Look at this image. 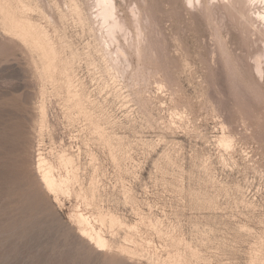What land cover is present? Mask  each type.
<instances>
[{"label": "rangeland", "instance_id": "374dc122", "mask_svg": "<svg viewBox=\"0 0 264 264\" xmlns=\"http://www.w3.org/2000/svg\"><path fill=\"white\" fill-rule=\"evenodd\" d=\"M92 1H25L69 60L72 89L56 72L41 82L36 51L0 23V264H153L171 253L180 264H264V0H115L126 32L118 63L103 52ZM80 93L82 110L71 103ZM42 105L44 154H76L70 196L94 193L93 210L69 194L56 207L35 182ZM77 209L136 225L112 240L137 239L145 258L90 249L70 221Z\"/></svg>", "mask_w": 264, "mask_h": 264}, {"label": "bare ground", "instance_id": "6f19581e", "mask_svg": "<svg viewBox=\"0 0 264 264\" xmlns=\"http://www.w3.org/2000/svg\"><path fill=\"white\" fill-rule=\"evenodd\" d=\"M26 0H0V23L5 27V29L16 39L20 40L21 43H23V45L25 47H23V49L25 48L26 50L29 48L33 49L34 51H36L37 54V63L39 62L40 66H41V70L39 72V80L45 81L47 79H51V78H55V76L57 75V73H59L61 76V74L64 76V83H65V88L68 89V86L70 85V79L71 76H69V71H68V67L67 65L69 64V60H65L66 58L62 59V57L58 56V51L55 47H53L49 42H48V36L47 33L42 30L38 25V22L33 24V22L30 21V19L28 18V16L26 17L24 15V7H27V5L25 4ZM34 1V0H33ZM92 1V0H91ZM30 2V0H29ZM37 2V1H36ZM30 3H34V2H30ZM29 3V4H30ZM74 3V2H71ZM28 4V2H27ZM91 4V3H90ZM36 5V3H35ZM34 5V6H35ZM32 6V8L34 7ZM37 6V5H36ZM35 6V7H36ZM74 7L76 9H78L76 5H74ZM93 13L91 18V21L95 22L98 27H99V31H100V36H102V40H103V44L102 48H103V52H105V54H108L109 56H111V61L113 63H118L119 59L121 58L122 55V51L121 48L119 47V37L123 36V31L125 25L123 24V22H121L122 19L118 18L117 16V5H116V1L115 0H93L92 1V6H91ZM40 8V7H39ZM28 10V8H26ZM31 9V8H30ZM73 9V8H72ZM38 10V9H37ZM91 10V11H92ZM30 11V10H29ZM32 11V9H31ZM30 11V12H31ZM36 11V10H35ZM33 13V12H32ZM79 14V12H77ZM29 14V13H28ZM31 14V13H30ZM257 20L259 19L260 22L262 21L264 23V14L262 15H257L256 16ZM32 19V18H31ZM34 19V18H33ZM32 19V20H33ZM63 19V18H62ZM36 21V20H35ZM34 21V22H35ZM92 22V23H93ZM261 22V23H262ZM125 23V21H124ZM262 23V24H263ZM40 25V24H39ZM42 26V24L40 25ZM127 29V27H126ZM46 30V29H45ZM47 31V30H46ZM55 31V30H54ZM7 33V32H6ZM126 33V32H125ZM120 35V36H119ZM52 38V36H51ZM100 39V41L102 42V40ZM9 40V39H8ZM54 40V39H53ZM14 41V40H13ZM139 43V42H138ZM18 45V44H17ZM21 45V46H23ZM60 45V44H59ZM20 46V45H19ZM18 46V47H19ZM20 46V47H21ZM122 46V45H121ZM134 46V45H133ZM137 47V46H136ZM58 48V47H57ZM113 48V49H111ZM22 49V50H23ZM21 50V49H20ZM28 51V50H27ZM32 51V50H31ZM62 51V50H61ZM125 51V50H124ZM136 51V50H135ZM140 50L138 49L137 52H139ZM142 51V50H141ZM23 52V51H22ZM26 52V51H25ZM29 54V52H28ZM33 55V53H31ZM71 54V53H70ZM125 54V53H124ZM140 54V53H139ZM107 55V56H108ZM63 56V55H62ZM114 56V57H113ZM33 57V56H32ZM36 57V56H35ZM71 57V56H70ZM74 57V56H73ZM31 58V57H30ZM69 58V57H68ZM109 58V60H110ZM33 59V58H31ZM123 60V59H121ZM120 60V62H121ZM127 60V59H126ZM33 64L35 60H32ZM118 61V62H117ZM73 62V61H72ZM72 62H70L72 64ZM111 62V63H112ZM29 64V63H28ZM35 64V65H36ZM33 65V66H35ZM69 66V65H68ZM113 66V65H112ZM129 66V65H127ZM38 67V65L36 66V68ZM114 67V66H113ZM34 68V70L36 69ZM73 68V67H72ZM257 68V67H256ZM38 69V68H37ZM40 69V68H39ZM39 71V70H38ZM56 72V75H54ZM75 72V71H74ZM37 75V74H36ZM58 76V75H57ZM58 76V78L61 80L62 78H60ZM62 76V77H63ZM56 79V78H55ZM54 79V81H55ZM59 80V81H60ZM37 81V80H36ZM48 81V80H47ZM58 81V82H59ZM72 81V80H71ZM62 82V81H61ZM76 82V81H75ZM38 83V82H37ZM45 83V82H44ZM48 83V82H47ZM62 82V85L64 84ZM53 84V83H52ZM55 84V83H54ZM59 84V83H58ZM73 84V83H72ZM38 86V85H37ZM45 86V85H44ZM60 85H58L59 87ZM73 86V85H72ZM70 87V86H69ZM74 87V86H73ZM72 87V88H73ZM76 87V86H75ZM43 88V87H42ZM57 88V87H56ZM64 88V90H65ZM71 88V87H70ZM71 88V89H72ZM60 89V88H59ZM62 87H61V92H62ZM76 92V89H74ZM73 90V91H74ZM58 91V90H56ZM60 91V90H59ZM71 91V90H70ZM72 91V93H73ZM42 93V90L40 91ZM55 92V90H54ZM59 92V94L61 93ZM68 95H69V91ZM78 92V91H77ZM44 93V92H43ZM57 93V92H56ZM64 93V92H63ZM66 93V91H65ZM81 93H83L81 91ZM75 95V99L71 102L73 104V106L78 109V110H82L84 108H82V104L84 105V103L81 102L80 99V95ZM55 94V93H54ZM67 94V93H66ZM75 94V93H74ZM41 95V94H40ZM64 95V94H61ZM70 96V95H69ZM65 97L63 96V99ZM69 98V97H68ZM82 98V97H81ZM85 98V97H84ZM83 99V98H82ZM65 100V99H64ZM63 100V102H64ZM69 101V100H68ZM67 101V103H68ZM89 102V101H88ZM45 103V102H44ZM66 103V101L64 102ZM66 103V104H67ZM70 103V104H71ZM39 104V103H38ZM87 104V103H86ZM93 105V104H92ZM85 106V105H84ZM90 106V105H89ZM39 121H38V141H37V148L34 151V157H33V166H34V173L33 177H36L35 182H37V184L39 185V188L41 189V191L43 192V194H45L47 197L50 198L52 204L56 207H61L63 204L61 203V198L60 195H68L70 196V186L71 184L77 183L78 179L74 172H75V167L78 166L76 165V162H78V159L76 161V159L74 157H76L75 155L73 156L71 152L70 154L67 153L66 150H59L56 151V153L58 152L55 161H54V157L52 155L51 160H48L47 157L45 156L46 154H44V151L42 149L44 141L42 139V133L43 131H45L44 129L47 128L46 124L47 121L46 120V109L45 106H39ZM67 107V106H66ZM70 107V105L68 106ZM72 107V106H71ZM72 107V108H74ZM88 110L86 111H91L89 110V107H87ZM74 110V109H73ZM37 111V110H36ZM67 111H70L67 110ZM72 111V110H71ZM77 111V110H76ZM75 111V112H76ZM79 112V111H78ZM38 113V114H39ZM72 113V112H71ZM83 113V112H82ZM88 113V112H87ZM67 114V113H66ZM76 114V113H75ZM81 114V112H80ZM90 114V113H89ZM85 115V114H84ZM93 115V114H92ZM70 117L72 115H69ZM81 116V115H80ZM68 117V116H67ZM79 117V116H78ZM85 117H90V115H85ZM94 117V116H93ZM91 117V118H93ZM73 118V117H71ZM70 118V119H71ZM84 118V117H83ZM90 119L89 120V124L87 127H89L90 129L93 130H98L99 126L98 123L92 121ZM76 119V118H75ZM74 119V120H75ZM81 120V119H79ZM87 120V122H88ZM83 121V120H82ZM86 121V118H85ZM100 123V122H99ZM101 124V123H100ZM105 124V123H104ZM16 125V124H15ZM86 126V125H85ZM36 127V126H35ZM86 128V127H85ZM88 130V128H86ZM104 129V128H103ZM85 130V129H84ZM92 130V131H93ZM102 130V129H101ZM89 131V130H88ZM50 132V131H49ZM90 132V131H89ZM94 132V131H93ZM101 132V131H100ZM104 132V131H103ZM86 133V132H85ZM91 133V132H90ZM45 134V133H44ZM96 134V133H95ZM103 134V133H102ZM101 135V134H99ZM106 135V134H105ZM112 135V134H111ZM3 136V135H2ZM20 136V135H19ZM96 137V136H95ZM106 137V136H105ZM221 137V136H220ZM26 138V137H25ZM100 138V136L98 137V139ZM108 138V137H107ZM76 139V138H75ZM96 139V138H95ZM107 140V139H104ZM116 139H114L115 141ZM92 141V140H91ZM112 141V140H109ZM35 142V141H34ZM33 142V143H34ZM24 143V142H23ZM36 143V142H35ZM101 143V142H100ZM106 143V142H105ZM116 144V143H114ZM221 144L225 146H230V139L229 137H222L221 139ZM101 145V144H100ZM120 145V144H119ZM22 146V145H21ZM104 146V145H103ZM114 146V145H113ZM27 147V146H26ZM53 147V146H52ZM51 147V148H52ZM116 147V146H115ZM118 147V146H117ZM120 147V146H119ZM78 148V147H77ZM109 148V147H108ZM228 148V147H226ZM67 149V148H66ZM68 150V149H67ZM79 150V149H78ZM107 150V149H106ZM110 150V149H109ZM26 151V150H25ZM54 151V150H53ZM82 151V150H81ZM89 151V150H88ZM69 152V151H68ZM122 152V151H121ZM54 153V152H51ZM50 153V154H51ZM77 153V152H76ZM88 153V152H87ZM16 154V153H15ZM22 154V153H21ZM48 154V153H47ZM109 154V153H108ZM48 156V155H47ZM55 156V155H54ZM89 156V155H88ZM116 156V155H115ZM25 158V156H23ZM80 157V156H79ZM120 158V157H119ZM97 160V159H96ZM54 161V162H53ZM92 161H95L94 158ZM26 164V162H25ZM78 164V163H77ZM93 164V163H92ZM30 165V164H29ZM96 165V164H95ZM94 165V167H95ZM81 166V165H80ZM90 166V165H89ZM121 167V166H120ZM98 168V167H97ZM100 168V167H99ZM63 170L64 174H58V170ZM93 169V167H92ZM79 170V169H78ZM77 170V171H78ZM98 170V169H97ZM95 171V170H94ZM99 171V170H98ZM81 172V171H80ZM79 172V173H80ZM100 172V171H99ZM99 174V173H97ZM97 174L96 177H97ZM102 174V173H101ZM80 175V174H79ZM31 177V176H30ZM80 177V176H79ZM2 178V177H1ZM90 178V177H89ZM92 179V178H91ZM82 180V179H81ZM92 182V181H91ZM2 183V182H1ZM79 183V182H78ZM82 183V182H81ZM98 183V182H97ZM78 185V184H75ZM74 185V186H75ZM94 185V182H93ZM24 186V185H23ZM33 186V185H32ZM73 186V185H72ZM80 186V185H79ZM83 186V185H82ZM20 187V186H19ZM78 187V186H77ZM93 187V186H92ZM15 188V187H14ZM90 188V187H89ZM78 189V188H77ZM87 189V188H86ZM96 189V187H95ZM74 190V189H73ZM72 190V191H73ZM88 190V189H87ZM86 190V191H87ZM91 190V189H90ZM76 191V190H75ZM122 191V190H121ZM124 191V190H123ZM126 191V189H125ZM124 191V192H125ZM129 191V190H128ZM77 192V193H76ZM74 194L77 198H80L81 200H83L82 202H84V210H93L91 209L89 206V202L92 200H88V199H92V196L94 195V193H92L93 195H91V197H89L88 195H86V192L83 191V189H79L78 191H76ZM93 192V191H91ZM97 192V191H96ZM74 193V192H72ZM71 193V194H72ZM89 193V192H88ZM124 194V193H123ZM74 195H72L74 197ZM130 195V194H129ZM70 196V197H72ZM127 196V193H126ZM17 197V195H16ZM64 197V196H63ZM75 197V198H76ZM131 199V196H129ZM74 198V199H75ZM76 198V199H77ZM129 199V200H130ZM99 200V199H98ZM96 201V200H94ZM131 201V200H130ZM81 202V204H82ZM133 202V201H132ZM36 203V202H35ZM95 202V206H96ZM93 204V203H92ZM104 204V203H103ZM83 205V204H82ZM108 205V204H107ZM27 206V205H26ZM93 206V205H92ZM99 206V204H98ZM93 208V207H92ZM109 208V207H108ZM114 208V207H113ZM96 209V208H95ZM101 209V208H100ZM99 209V210H100ZM104 209V208H102ZM106 209V208H105ZM97 210V209H96ZM111 210V209H109ZM114 210V209H113ZM98 211V210H97ZM39 212V211H37ZM36 213V212H35ZM38 214V213H37ZM40 214V213H39ZM118 214L116 213H112L110 211H100L97 213H89L88 212H84L82 209H77V210H73L72 214L69 216L70 217V221L72 223V225L74 226V230L77 233V235L82 238L84 240V242L90 247V249L92 248L93 250H96L98 252H102V251H112L113 249H115V252H118L117 254L119 256H127V259L131 258L132 260H134L133 257H144L145 258V251L144 248L141 247V245H137L139 243V241H137V239L135 241H133L134 239H131V237L128 236H124L121 241L120 244H114L112 238H114L115 236V231L119 230V229H124L125 231H127L128 233L131 231L136 230V225H128L127 223L124 222L123 219H121L120 216H117ZM30 216V215H29ZM36 216V215H35ZM50 216V215H49ZM31 220V219H30ZM140 220V219H139ZM158 222V221H157ZM144 224V223H143ZM154 224V223H153ZM152 225V224H151ZM136 226V227H135ZM148 227V226H147ZM25 229V228H24ZM104 229L107 230V233H105ZM140 229V227H139ZM160 230V229H159ZM123 231H120V233ZM137 232V231H136ZM139 232V231H138ZM124 234H127L125 232H123ZM117 234V233H116ZM139 234V233H138ZM142 234V233H141ZM135 235V234H134ZM157 235V234H156ZM132 236V235H131ZM137 236V235H136ZM120 237V236H119ZM141 237V236H140ZM146 237V236H145ZM173 237V236H172ZM176 237V235H175ZM117 238V237H115ZM138 238V237H137ZM177 238V237H176ZM147 239V238H146ZM165 239V238H164ZM119 240V239H118ZM139 240V239H138ZM141 240V239H140ZM177 241V239H175ZM173 242V238L171 240ZM182 241V240H181ZM117 242V241H116ZM138 242V243H137ZM163 242V241H162ZM170 242V241H169ZM175 242V241H174ZM173 242V243H174ZM262 242V241H261ZM146 244V243H145ZM172 244V243H171ZM179 244V243H178ZM144 245V244H142ZM167 245V244H166ZM165 245V246H166ZM140 246V248H139ZM164 246V247H165ZM176 246V243H175ZM178 246V245H177ZM181 246V245H180ZM190 246V245H189ZM167 247V246H166ZM171 247V246H169ZM172 247L174 248V246L172 245ZM168 248V247H167ZM166 248V249H167ZM178 248V247H177ZM176 248V249H177ZM164 249V248H163ZM180 249V248H179ZM177 249V250H179ZM171 250V249H170ZM190 250V249H189ZM197 250V249H196ZM175 251V249H174ZM114 252V251H112ZM176 252V251H175ZM183 252V251H182ZM180 252V253H182ZM186 251L184 250V254ZM163 253V252H162ZM167 253V251H166ZM170 253V252H169ZM188 253V252H187ZM190 253V252H189ZM172 254V253H171ZM167 255V257L163 260H160L158 258V256H153L150 260L153 262V264H180L182 262V258L184 257H180L179 254L174 256L172 255ZM112 255V254H111ZM117 255V256H118ZM116 256V257H117ZM163 256V255H162ZM188 256V255H187ZM187 256H185L187 258ZM259 256V255H258ZM264 256V255H263ZM123 257V258H124ZM164 257V256H163ZM191 257V256H189ZM120 258V257H119ZM126 258V257H125ZM138 258V259H139ZM150 258V255L149 257ZM260 258V257H259ZM263 258V257H262ZM147 259V258H146ZM185 259V258H184ZM190 259V258H189ZM193 259V258H192ZM198 259V257H197ZM201 259V258H200ZM258 260V259H257ZM148 261V260H147ZM184 261V260H183ZM197 261V260H196ZM261 261V260H260ZM189 262V261H188ZM151 263V262H150ZM187 263V260H186ZM184 264V263H183ZM261 264V263H260Z\"/></svg>", "mask_w": 264, "mask_h": 264}]
</instances>
